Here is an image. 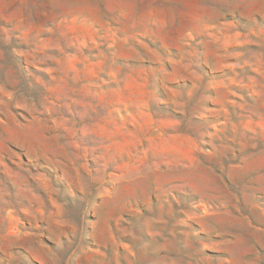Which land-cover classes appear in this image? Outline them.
Returning a JSON list of instances; mask_svg holds the SVG:
<instances>
[{
  "label": "rangeland",
  "instance_id": "obj_1",
  "mask_svg": "<svg viewBox=\"0 0 264 264\" xmlns=\"http://www.w3.org/2000/svg\"><path fill=\"white\" fill-rule=\"evenodd\" d=\"M0 264H264V0H0Z\"/></svg>",
  "mask_w": 264,
  "mask_h": 264
}]
</instances>
